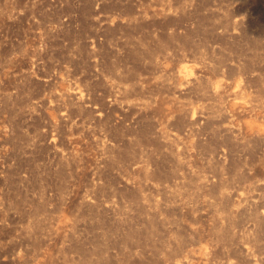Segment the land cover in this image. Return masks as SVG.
Here are the masks:
<instances>
[{"label":"rangeland","instance_id":"374dc122","mask_svg":"<svg viewBox=\"0 0 264 264\" xmlns=\"http://www.w3.org/2000/svg\"><path fill=\"white\" fill-rule=\"evenodd\" d=\"M0 264H264V0H0Z\"/></svg>","mask_w":264,"mask_h":264}]
</instances>
